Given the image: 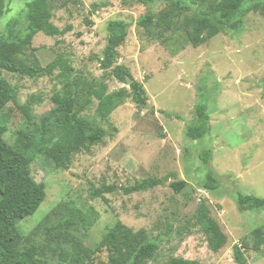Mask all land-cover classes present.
<instances>
[{"label":"rangeland","instance_id":"rangeland-1","mask_svg":"<svg viewBox=\"0 0 264 264\" xmlns=\"http://www.w3.org/2000/svg\"><path fill=\"white\" fill-rule=\"evenodd\" d=\"M3 1L0 30H23L30 0ZM164 5L165 0L149 7L136 0H81L77 5L58 0L54 4L53 22L60 29H70L55 37L41 32L34 36L41 65L46 67L60 57L89 80L103 78L108 91L129 90L128 84L110 75V69L100 66L107 22L125 20L130 25L118 47L117 63L128 66L133 78L143 83L148 107L139 110L126 99L101 122L106 130L103 140L75 154L68 169H55L44 156L35 157L31 172L37 182L46 184L47 195L34 214L19 221L18 229L25 245L43 247L47 243L43 216L59 201L72 199L84 207L93 206L100 214L82 234L87 246L97 244L103 232L121 220L135 230L147 229L151 238L161 237L156 259L147 264H165L170 256L205 264H239L233 258L234 244L243 250L245 264H264V243L255 249L250 234L264 224V207L242 211L236 202L239 193L264 197V16L245 2L237 29L226 28L197 47L186 44L181 48L148 37L136 24L148 9L157 12ZM58 72L57 67L53 74L39 78L2 75L17 87L20 103L30 96L42 99L33 106L39 122L53 106L52 95L60 90ZM197 104L207 105L210 113L209 131L200 141L185 135L194 122ZM95 106L96 102L83 114L94 116ZM0 125L6 126L3 136L10 143L18 130L33 129L12 102L0 111ZM207 149L212 158L204 164L199 154ZM208 170L220 180L216 191L202 187ZM146 178L164 182L128 194L119 188ZM178 179L189 183L181 193L169 187ZM109 184L118 188L105 194L108 202L90 196L92 185ZM201 201L228 237L217 252L208 249L205 235L192 225ZM187 226L191 232H186ZM47 262L58 264L51 252ZM94 264H107L106 252L97 253Z\"/></svg>","mask_w":264,"mask_h":264},{"label":"trees","instance_id":"trees-1","mask_svg":"<svg viewBox=\"0 0 264 264\" xmlns=\"http://www.w3.org/2000/svg\"><path fill=\"white\" fill-rule=\"evenodd\" d=\"M58 0H30L27 2L26 24L23 30L11 29L8 33L0 30V111L9 103H14L24 115L28 126L20 129L14 142L4 138L6 126L0 125V264H48L51 252L58 264H94L97 253L106 252L107 264H147L158 254L157 236L151 238L147 229L138 230L117 220L102 234L93 247L84 243L82 234L89 231L99 219V212L93 207H84L75 200L59 201L42 218L47 243L42 247L37 243L25 245L26 239L17 224L34 214L46 198V184L37 182L31 172V164L37 156H44L55 169H68L75 154L98 145L106 135L101 125L110 114L126 99H130L139 110L148 107V95L141 81L133 78L128 66L117 63L120 47L128 33L129 22L121 19L109 20L106 25L107 38L102 51L100 66L110 69L111 76L129 85V90L121 87L108 91L103 78L96 82L77 72L66 59L53 60L46 67L41 65L33 39L39 32L55 37L70 29H60L52 20V9ZM151 6L156 0H136ZM74 5L81 0H63ZM245 2H251L250 9L264 16V0H165L159 11L148 9L140 15L137 26L145 34L164 45L191 44L197 47L226 28L237 29L242 23L240 16ZM4 1L0 0V16L4 13ZM90 22V21H87ZM171 41V42H170ZM58 67L60 90L52 97V108L36 121L33 106L42 99L30 96L20 103L18 89L2 72L14 73L22 77L39 78L53 74ZM127 76L132 79L127 81ZM105 79V78H104ZM96 102L94 116L83 113ZM152 112L155 111L151 107ZM194 122L187 126L186 137L200 141L210 128V113L205 104L194 107ZM204 164L212 158L210 149L199 154ZM164 179L146 178L128 186H120L125 193L146 190L163 183ZM220 180L212 170L203 178L202 187L216 191ZM169 187L181 193L189 187L185 179L173 180ZM114 184L91 186L90 196L108 202L106 193L114 192ZM242 211L261 209L264 197L252 193H239L236 199ZM189 224V222H188ZM192 225L204 235L211 251L221 250L227 243V234L219 222L211 215L209 206L201 201L193 217ZM186 232H191L186 227ZM165 234H167L165 232ZM164 234V235H165ZM253 247L259 249L264 243V224L251 230ZM243 240V245H244ZM52 247V248H51ZM51 248V251H47ZM233 258L245 264L246 257L237 244L233 245ZM165 264H205L197 259L170 256Z\"/></svg>","mask_w":264,"mask_h":264},{"label":"water","instance_id":"water-1","mask_svg":"<svg viewBox=\"0 0 264 264\" xmlns=\"http://www.w3.org/2000/svg\"><path fill=\"white\" fill-rule=\"evenodd\" d=\"M127 81H128V82H131L132 79H131L130 77L127 76Z\"/></svg>","mask_w":264,"mask_h":264}]
</instances>
